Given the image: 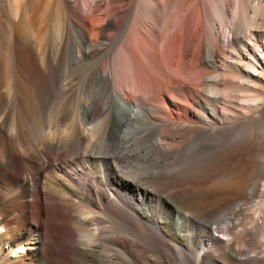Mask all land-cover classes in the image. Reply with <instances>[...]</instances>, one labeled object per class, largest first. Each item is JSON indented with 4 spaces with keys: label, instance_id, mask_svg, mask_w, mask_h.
<instances>
[{
    "label": "bare ground",
    "instance_id": "1",
    "mask_svg": "<svg viewBox=\"0 0 264 264\" xmlns=\"http://www.w3.org/2000/svg\"><path fill=\"white\" fill-rule=\"evenodd\" d=\"M0 264H264V0H0Z\"/></svg>",
    "mask_w": 264,
    "mask_h": 264
},
{
    "label": "rangeland",
    "instance_id": "2",
    "mask_svg": "<svg viewBox=\"0 0 264 264\" xmlns=\"http://www.w3.org/2000/svg\"><path fill=\"white\" fill-rule=\"evenodd\" d=\"M232 10H234V7L232 8ZM224 33H225L224 30L220 29L219 34L217 33V34H215V36H217L218 38L219 37L222 38L221 40H222L223 44H226L227 43V37L225 35L226 33L225 34ZM99 119L100 118L97 117V120H99ZM33 152L35 153L36 156H38L37 152H35L34 150H33ZM189 166L190 167H188L187 170L183 169L179 172L174 173V175H175L174 185L175 186L177 185L176 186L177 188H176L175 192L173 193V196H178L181 193L185 192L186 190L195 191V190L210 188L213 185L220 186V187L223 186V188H227V187L228 188H234V187H240L242 185L241 177L237 176V177L232 178V180L231 179L225 180L224 177L216 176L215 171L212 169H207V170L203 171L202 169H196L197 168L196 167V168L189 170L191 167H193V165L190 164ZM36 183H37L36 181H33L32 185L35 186ZM88 184L90 186H92L90 183H88ZM85 209L86 208H84V210ZM3 210L5 211V209H3ZM12 215H14V214H12ZM91 222L92 221H90V218L89 219L87 218V224H86L87 230H91V229H94L96 227L95 224H93V222L92 223ZM89 224H91V225L89 226ZM104 225L106 226V225H108V223H105ZM91 226H94V227H91Z\"/></svg>",
    "mask_w": 264,
    "mask_h": 264
}]
</instances>
